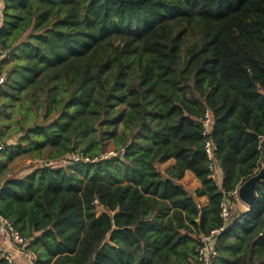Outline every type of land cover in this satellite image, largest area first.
Instances as JSON below:
<instances>
[{
	"label": "trees",
	"instance_id": "obj_1",
	"mask_svg": "<svg viewBox=\"0 0 264 264\" xmlns=\"http://www.w3.org/2000/svg\"><path fill=\"white\" fill-rule=\"evenodd\" d=\"M0 44L5 152L50 160L0 163L33 264H199L212 231L210 264H264V174L251 206L235 193L261 167L264 0H4Z\"/></svg>",
	"mask_w": 264,
	"mask_h": 264
},
{
	"label": "built area",
	"instance_id": "obj_2",
	"mask_svg": "<svg viewBox=\"0 0 264 264\" xmlns=\"http://www.w3.org/2000/svg\"><path fill=\"white\" fill-rule=\"evenodd\" d=\"M4 8V0H0V21L2 18V12ZM6 51L2 48L0 44V86L5 82L6 77L1 68V59L5 56ZM1 112V107H0ZM202 124V135H207L211 126V114L208 110H205L203 117L201 118ZM5 149V145L2 142L0 137V153ZM205 152L210 159L209 168L213 171L217 170V165L213 160V149L214 145L210 139H207L204 144ZM120 153H123L121 149ZM116 155V151L113 149H108L103 153H100L98 156L90 158L85 155L82 151L72 150L67 153L66 160L68 162L76 161H95L107 159ZM38 165H45L50 163L48 158H40L34 160ZM214 176V174H213ZM236 193V191H235ZM222 214L225 215V208L222 210ZM213 233L202 236L201 245L198 248L196 258L199 264H210L211 258L216 254V249L214 247ZM29 241V238L21 234L10 222L8 219L0 215V259L4 261V264H16V254H20L23 258L29 263L33 264L34 254L26 249V245Z\"/></svg>",
	"mask_w": 264,
	"mask_h": 264
},
{
	"label": "rangeland",
	"instance_id": "obj_3",
	"mask_svg": "<svg viewBox=\"0 0 264 264\" xmlns=\"http://www.w3.org/2000/svg\"><path fill=\"white\" fill-rule=\"evenodd\" d=\"M5 141L2 139V142L4 145H6L10 140L7 139ZM108 149H112L110 145H109ZM1 158L5 161L4 163L7 167V171H9L8 175L18 176L19 174L26 173L27 171L32 170L33 168L38 166V164L34 161L35 158L27 157L24 154L15 156L11 159L8 158V156L5 152V149L2 153H0V159ZM167 164H169V163H167ZM167 164H164V163L159 164L158 167L163 170L166 168L165 165H167ZM62 165H65V163H62ZM213 174H214V177H216L215 172ZM182 181H186V178H183ZM190 181H191V179L187 180V182H188L187 185L191 187L192 184L190 183Z\"/></svg>",
	"mask_w": 264,
	"mask_h": 264
},
{
	"label": "water",
	"instance_id": "obj_4",
	"mask_svg": "<svg viewBox=\"0 0 264 264\" xmlns=\"http://www.w3.org/2000/svg\"><path fill=\"white\" fill-rule=\"evenodd\" d=\"M261 147V167L252 176L243 181L236 189V195L240 202L251 206L255 198L256 185L261 181L264 174V136L260 139Z\"/></svg>",
	"mask_w": 264,
	"mask_h": 264
},
{
	"label": "crops",
	"instance_id": "obj_5",
	"mask_svg": "<svg viewBox=\"0 0 264 264\" xmlns=\"http://www.w3.org/2000/svg\"><path fill=\"white\" fill-rule=\"evenodd\" d=\"M6 132H7V130H6ZM15 137L13 136H11L10 138H9V142H8V144L10 143H14L15 142ZM4 151V150H3ZM2 151V152H3ZM5 151H6V149H5ZM1 152V153H2ZM5 161L1 158L0 159V163H4ZM167 163H169V164H167ZM171 163H172V161H168V162H166V163H164V164H167V165H165L166 167L167 166H169V165H171ZM5 164V163H4ZM28 172V171H27ZM26 172V173H27ZM8 173H9V171H6V174L8 175ZM26 173H23V174H19L18 176H15V177H21V176H23V175H25ZM220 174H221V172H220V170L218 169V167H217V170H216V179L218 180L219 178H220ZM183 178H186V181H182V179ZM181 180H180V182L183 184V185H185L190 191L191 190H193L194 188H196L197 186H199V182L195 179V177L192 175V173L191 172H189V171H186L185 172V175H184V177H183ZM188 179H191V181H190V183L192 184L191 185V187L190 186H188L187 185V180ZM199 200H201V201H205V199H203V198H199ZM16 264H31V263H29L28 261H26L24 258H23V256H21L20 254H16Z\"/></svg>",
	"mask_w": 264,
	"mask_h": 264
}]
</instances>
